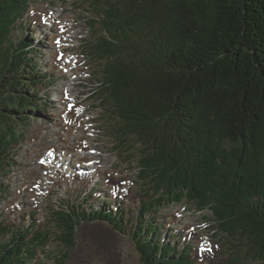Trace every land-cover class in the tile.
<instances>
[{
  "label": "trees",
  "instance_id": "obj_1",
  "mask_svg": "<svg viewBox=\"0 0 264 264\" xmlns=\"http://www.w3.org/2000/svg\"><path fill=\"white\" fill-rule=\"evenodd\" d=\"M84 1L89 91L113 137L139 150L148 192L208 209L230 264H264V0ZM29 2L0 0V176L31 116L45 110L35 98L38 57L13 36ZM77 212H54L61 249L46 264H67ZM104 217L132 236L142 264L191 262L186 248L176 256L174 243L160 244L149 220ZM50 240L0 222V264H42L33 261Z\"/></svg>",
  "mask_w": 264,
  "mask_h": 264
},
{
  "label": "rangeland",
  "instance_id": "obj_2",
  "mask_svg": "<svg viewBox=\"0 0 264 264\" xmlns=\"http://www.w3.org/2000/svg\"><path fill=\"white\" fill-rule=\"evenodd\" d=\"M38 9L48 11L58 21L66 22L70 32L67 33L68 37L65 38V42L63 41V45L68 46L70 52L65 50V46L62 45L63 49L56 45L58 43L53 39L56 24L50 26L53 19L44 15L38 18L35 15ZM86 11V4L81 0H33L21 21L27 30L23 36L32 33V37H30L31 34L29 36V41L36 48L34 52L40 53L39 69L52 74L51 78L43 79L40 86L42 90L37 95L47 99V103L52 101L54 104L53 106L49 105L48 112L32 116L24 127L25 136L12 153L15 160L12 173L9 171L3 177V180L9 185L8 198L3 202L7 211L4 218H7V222L11 224L29 227L35 223L36 226H40L44 230L52 228L57 230L55 223L50 220V209L58 207L62 198H68L71 202L77 200L81 209L84 207L85 211L86 209L91 211L102 206L101 203L95 201L99 195L105 200L107 209L115 210L116 206H122L130 213V216H134L136 219L143 199L137 180L138 169L134 161H130V155L115 149L106 130L101 126L100 110L95 108V102L87 97L86 86L90 83L91 69L85 55L86 52L82 47V39L89 38V30L84 21ZM44 17L48 18V21ZM64 35L65 33L59 34V36ZM60 50L63 52L65 50L63 54L65 61H72L71 65L66 62L67 67L63 69H60L59 65L56 66L53 60L55 51L61 54ZM64 86L68 89L73 88L74 91L70 90V102L86 120L83 124L86 132L83 130L84 128L75 129L77 132L73 130L74 134H71L70 140L67 139L65 142L61 126L63 123L60 124V111L63 103L61 104L58 100ZM91 117L95 123L90 121ZM92 124H96V129L91 127ZM83 137L88 145L87 151L93 152V148L100 150V156L95 154L92 156L96 161H98L97 157L100 161L102 158L104 162L100 164L113 172L116 180H120L119 189L108 186L112 184V181L98 171L97 175L90 179L87 178L88 181H82L77 177L72 180L71 178L66 179L62 174L54 175L55 181L50 183L46 192L42 191L43 188L36 192L31 191L30 188H19L21 182L19 178L22 180L31 178L29 184L32 181H40L41 187L48 185V180L45 179L48 174L39 164V159L47 155L46 153L50 150L62 151L63 144L64 148L69 149ZM36 151H38L37 155H35ZM76 151H72L69 155ZM138 152L139 150L136 151V153ZM76 165H80V162L76 161L73 165L78 168ZM34 167L35 170L32 169ZM73 170L71 168L70 173ZM89 173L87 172V175ZM156 208H158V212L154 214L155 222L163 225L161 226L163 231L181 233L182 239L178 241L177 238H173V242L177 241L181 247L185 244L192 245L191 253L194 264H227L225 252L222 251L219 244L213 241V239L216 240L212 237L213 230L209 229V221L205 219V214L208 215V212H199L192 202L185 199L176 202L171 207L156 206ZM30 211L32 212L29 214ZM175 212L179 217H173ZM77 233L78 244L72 250L68 264H142L132 239L115 230L109 223L100 220H83ZM167 238L170 239L162 234L161 240ZM47 248L59 250V245L56 241L51 240ZM206 250L209 251V254H205ZM50 253L52 254L54 251H50ZM39 254L43 260L49 261L51 258L42 252Z\"/></svg>",
  "mask_w": 264,
  "mask_h": 264
},
{
  "label": "bare ground",
  "instance_id": "obj_3",
  "mask_svg": "<svg viewBox=\"0 0 264 264\" xmlns=\"http://www.w3.org/2000/svg\"><path fill=\"white\" fill-rule=\"evenodd\" d=\"M35 15H37L38 18H40V16L44 15V16H46L48 18H51V19L55 20V23L50 22V26H53L54 24H56V30L54 32L55 34H54L53 39L55 41H59L58 45H59V47L60 46L62 47V45H63L62 43H63V41H65V38L67 37V33L70 32L69 31L70 29L68 28L66 22L64 23L63 20H59L58 21L57 18H53V15L52 14H50L48 11H44V10H39L38 9ZM44 19L46 20L45 17H44ZM61 33H65V35L64 36H59V34H61ZM53 60L55 61L54 63H55L56 66L59 65L60 69H63L65 67H67V63H66L67 61H65V59L62 58V56H60V54L58 53V51H55L54 56H53ZM69 64L71 65V63H69ZM70 90L71 89H68L65 86L61 89L59 102L65 104L64 109H62V111H61L62 117H60V124L61 123H63V125L66 124V127L65 128H66L67 133L72 134L73 133V129L75 127L73 124H75V125L78 126L79 125V120L81 119V117L79 116V114L77 113L76 110H73V108L70 107L71 106L70 105V101H69V91ZM83 120H85V119H83ZM74 131H76V130H74ZM67 133H66V135L69 137L70 135L67 134ZM67 136H65V141L67 139H69ZM84 137H83V142H81L82 141L81 140L80 141V144H79V147H80L81 150H85V148H86V143L87 142L85 143L84 140H86V139H84ZM74 147L75 146L72 145L71 148H69V149L68 148H64V144H63V146H62L63 154H65V152H67V153L72 152L74 150ZM62 159H63V157L60 160H62ZM83 161L84 162L88 161L90 163L91 162V157L88 154H85L83 156ZM72 163H73V160L71 159L69 161V165H71ZM98 168H100L98 170L100 172L104 173L106 175V177H108L112 181V184L115 187H117V180H116L115 176L113 175V173H111L109 170H107V168L103 167L102 165H99ZM86 174H87V172H86Z\"/></svg>",
  "mask_w": 264,
  "mask_h": 264
},
{
  "label": "snow or ice",
  "instance_id": "obj_4",
  "mask_svg": "<svg viewBox=\"0 0 264 264\" xmlns=\"http://www.w3.org/2000/svg\"><path fill=\"white\" fill-rule=\"evenodd\" d=\"M57 43H59V41H57Z\"/></svg>",
  "mask_w": 264,
  "mask_h": 264
}]
</instances>
